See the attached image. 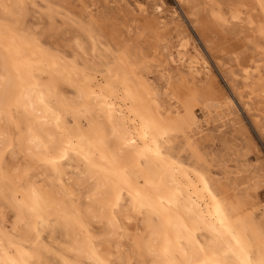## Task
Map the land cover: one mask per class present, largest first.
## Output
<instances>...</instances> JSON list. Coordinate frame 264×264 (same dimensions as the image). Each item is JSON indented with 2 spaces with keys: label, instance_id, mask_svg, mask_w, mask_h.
Wrapping results in <instances>:
<instances>
[{
  "label": "rangeland",
  "instance_id": "374dc122",
  "mask_svg": "<svg viewBox=\"0 0 264 264\" xmlns=\"http://www.w3.org/2000/svg\"><path fill=\"white\" fill-rule=\"evenodd\" d=\"M18 1L19 6H16L15 0H0V5L5 6L0 7V26L11 33L27 31L39 41V45L33 44L35 46L26 48V55H30L28 58L38 70L40 83H51L52 88L60 95L74 96L75 88L60 81L59 68L66 71L68 65L74 66L81 77L96 76L103 84L106 83L105 74L108 69L116 71L117 76L123 71L119 80L124 105L152 110L159 106L162 110L166 123L157 130V134L162 136L166 131L170 133L165 153L182 166L193 169L204 182L207 181L208 188L217 199H229L230 204H242L238 213L240 216L264 206V94L260 89V83L264 80V77L260 79V76H264V52L260 49L264 46L259 43L255 32L264 20V15L262 10H258L256 0H144L143 3L141 0ZM233 3L244 5L238 10L240 18L236 20L231 19L237 11L232 7ZM33 4L36 7H31ZM156 4L164 8V15L156 12ZM139 5L147 11H140ZM219 15L228 20V23H221ZM49 19L54 20L50 28L47 27ZM181 44H184L182 49ZM179 51L185 52L188 60L191 56L195 57V53H200L210 66V78L196 77L186 67L173 63L171 58L176 57ZM47 59L48 62L45 63ZM256 65L260 66L261 72L252 74L255 81L250 78L249 83H253L251 85L243 71L247 66ZM85 68L86 77L83 74ZM134 71L148 79L157 101L146 94L134 76ZM67 73L71 74V71L68 70ZM241 77L244 80L240 81ZM252 87H255L254 92ZM227 97L232 98L233 105L227 109L226 123L210 119V116L214 117L213 114L209 115L210 111L214 110L216 104H222ZM154 103L159 104L156 106ZM170 106L175 114L183 115L187 121L190 119L188 113L192 112H196L200 119L208 118L211 121L196 135L193 147L189 146L187 138L183 136L182 124H179V131L172 130L176 124L171 123L170 115L166 112ZM90 114L87 116V123L81 120L85 128L98 120L96 113ZM65 119L68 123L75 122L71 117ZM225 148L226 153L222 151ZM193 152L196 153L195 158ZM39 174L41 173L33 180L50 188L49 179ZM127 176L142 186H150L153 180V175L143 164L140 168L130 167ZM64 180L69 182L66 176ZM24 181L19 185L23 191L26 189ZM68 187L69 184L66 183L65 188ZM76 193L80 195L79 202L83 209L87 193L81 195L78 187ZM16 194L21 198L20 192ZM169 194L170 190H163L159 196L160 201L162 198L167 201ZM61 199L66 206L72 198ZM21 200L23 201L22 198ZM0 205V223L3 227L11 228L15 214L4 208L1 200ZM163 206L169 207L167 203ZM181 210L176 212L173 207L171 216L175 218V214H181ZM254 215L259 220L260 212L257 211ZM41 218L43 216L36 218L38 224L34 239L46 246L51 255L43 251L38 260V254H34V261H28L27 264H61L53 254L60 252L63 247H69L60 225L61 216L51 215L50 225L44 229ZM230 223L238 232L235 216ZM130 224L132 234L140 233L141 228L149 232L152 227L157 226L155 218L150 215ZM181 224L184 226L183 222ZM119 226L121 228L120 221ZM193 227L199 229L194 233L196 241L205 245L207 239L211 238L207 228L197 225H192L191 228ZM100 230L102 224L93 225L95 234H100ZM188 230L185 227L186 233ZM113 243L115 246L116 243ZM129 243V240H124L122 249L128 250ZM26 247L33 251L29 242ZM134 260L138 264V255L135 254ZM80 261L82 264H89L87 260ZM107 262L119 264L114 255L108 257Z\"/></svg>",
  "mask_w": 264,
  "mask_h": 264
},
{
  "label": "snow or ice",
  "instance_id": "6c2138e0",
  "mask_svg": "<svg viewBox=\"0 0 264 264\" xmlns=\"http://www.w3.org/2000/svg\"><path fill=\"white\" fill-rule=\"evenodd\" d=\"M232 7L237 11L231 19H239L238 10L244 5L233 3ZM258 10H264V0H259ZM219 20L221 23H228L224 17ZM52 24L54 20L49 19L47 27L50 28ZM255 32L259 43L264 46V20ZM33 44L39 45V41L27 31L17 34L0 30V200L4 201L9 211L17 212L19 219L24 214L23 208L18 207L19 202L15 196L7 195L8 185L15 183L19 186L34 172L43 173L50 180L57 197L75 198L77 193L70 190L73 186L64 180V176L66 162L70 164L71 159L78 158L82 167L75 170L79 174L75 187L80 189L81 195L87 193L88 203L82 207L88 215L100 219V213L107 216L115 212L122 207V194L127 192L133 198L137 213L144 215L147 210L155 218L160 233H163L170 222L173 207L179 212L184 206L180 193L170 188L167 201L162 198L160 205L154 206L150 197L141 196L140 186L136 185L134 190L127 179L130 167L140 168L143 164L150 174L160 178V186H164L167 183L165 178L170 179L171 175L180 170L175 161L171 162L170 167V158L164 154L170 139L169 132L154 136L149 143V133L160 129L166 123L162 110L159 106L156 110L142 108L132 121L138 127L131 135L139 136L144 141L146 146L143 148H140L135 139L129 138L127 117L122 127L113 126L110 135L105 133V123L110 122L113 116V104L102 103L101 98L92 97L93 104L89 108L99 110L98 120L89 123L85 128L80 123L86 115L80 111L85 100L83 91L76 96L60 95L52 88L51 83H40L38 70L26 56V48ZM260 50L264 52V47ZM84 76H87V68ZM27 104L31 105L32 116L39 117L50 113L47 119L41 121L43 138L32 133V120L27 112ZM63 117H71L75 122L68 123ZM172 130L179 131L178 122ZM222 151L226 153L227 148ZM193 156L196 157L195 152ZM21 164L25 165L22 176ZM66 183L69 184L68 188H65ZM160 186H155L156 191H160ZM205 186L207 187V181ZM209 195L215 202L219 224L235 241V247L229 243L230 255L228 252L217 254L211 247L200 246L194 235L199 229L193 227L187 231L186 236L181 237L183 245H177L186 257L184 260L177 261L174 258L172 242L166 241L157 248H148V254L153 257L151 264H264V206L240 216L238 213L243 207L242 204H230L227 199H217L210 190ZM165 203L169 207L165 208ZM30 211L35 213L36 206ZM257 211L260 212L259 220L254 215ZM233 216L239 229L235 235L237 230L229 223ZM160 233L154 235L158 237ZM153 243L158 244V239ZM253 245L259 248L255 258ZM185 249L191 251V256ZM80 254L86 255L89 264H101L94 253H84L81 249ZM240 256L244 258L241 260Z\"/></svg>",
  "mask_w": 264,
  "mask_h": 264
},
{
  "label": "bare ground",
  "instance_id": "6f19581e",
  "mask_svg": "<svg viewBox=\"0 0 264 264\" xmlns=\"http://www.w3.org/2000/svg\"><path fill=\"white\" fill-rule=\"evenodd\" d=\"M256 2L257 4H259V0H256ZM15 5L16 6L19 5L18 0H15ZM140 7L141 6L139 5V10H140ZM155 10L159 15H164L165 13L164 8L160 4H156ZM140 11L146 12L147 9L144 7H141ZM262 12L264 15V10H262ZM219 18H220V15H219ZM239 18H240V15H239ZM251 20L252 19H250V22ZM0 30L5 31L6 29H3L0 26ZM182 48H184V44H181L180 49ZM199 55L197 52L195 53V57L191 56L188 60L186 59L185 52L179 51L177 53V56L171 59L173 63L180 64L186 67L188 71H190V73H192L196 77L201 78L202 76H204L206 79L210 78V75H211V69L209 68L210 66L208 62L206 61V59L203 58L201 55L200 56ZM29 56L30 55H28V57ZM119 57L121 58V56ZM48 59L50 60V58ZM48 59L46 60L45 63L48 62ZM120 60L123 64H125L124 59L121 58ZM61 64L63 65V63ZM248 64L250 65L251 63H248ZM259 65H256L254 67L247 66L245 70L243 71V73L245 72L246 74V77L245 76L243 77L247 78L246 80L249 79L247 81L248 83L250 81V78L251 79L253 78L252 77L253 73H255L256 71L259 73L261 72L259 69L260 68ZM59 69H60V72L59 71L58 72H59L60 81L62 80V82L64 81L75 88L76 94L74 96L78 95L81 90L84 93L85 100H84L83 105L80 108V111L86 114L84 118L82 119L85 123H87V116L91 115L90 114L91 112L96 113V116L98 118L99 110L95 109L94 107L89 108V105L93 104V99H92L93 96L97 98H101L102 103L111 102L113 104V116H112L111 121L108 122V125L107 126L105 125V133L107 135H110L111 129L113 126L122 127L125 122V117H127L129 138L135 139L137 141V144L140 146V148H143L146 146L144 141H142L139 138V136L131 135V133L135 131L138 127V124H133L132 121L136 119V114L140 109L139 107H136L134 105L133 106L124 105L125 100L120 95L121 93H120V80H119V75L122 76V74H124L123 71H121L120 74L117 76L116 71H114L113 69H108L105 74L106 83L103 84V82L102 83L99 82V79L96 78V76L92 78L91 77L83 78V76L81 77L80 76L81 73L78 74L74 66L68 65L66 68V71H64V68L62 69L59 68ZM67 69L71 71V74L67 73L68 71ZM134 76L136 77L141 87L145 89L146 94L150 95L154 101H157L155 99L154 92L151 88V84L149 83L148 79L144 77L141 73L138 74L135 71H134ZM263 77L264 76H260V79H262ZM242 80L244 79L242 78L240 81ZM50 81H53V80H50ZM251 81H255V80L252 79ZM249 84H251V82ZM255 85L257 84L255 83ZM260 87H261L260 89L262 90L264 94V80H262V83H260ZM249 88H246V89H249ZM252 88H253L252 92H254L255 87H252ZM249 96L250 98H252L251 95ZM158 104L154 103V105L156 106ZM232 105H233L232 98H228V97L225 98L222 104H216L214 106L215 107L214 110L210 111L209 113V115L213 114L214 117L210 116L209 118L212 119L213 121H220L225 124L226 121L228 120L227 109H230ZM21 111L23 112L24 109L22 108ZM27 112L29 114V117L32 120V133L36 135L37 137L43 138V132L41 129V121L47 119L50 113H46L45 115L39 116V117L32 116L30 104H27ZM166 112L170 115L169 120L171 121V123L176 124V122H178L179 124L183 125L182 127L183 136L187 138L189 146H192V147H193V141L195 140L196 135L203 131L204 126H207L211 123V121L208 118L200 119L197 116L196 112L188 113V115L190 116V119L189 121H187V119L183 117V115L175 114L172 109V106H170ZM118 114H122V115H118ZM63 119L66 121L65 117H63ZM157 133H158L157 130L149 133V143H151V140L154 136H158ZM164 154L170 158L169 159L170 167L172 166L171 165L172 161H175L176 165L180 167V170L174 173L173 175H171L170 179L165 178L167 182L166 185L160 186V178L153 174H152L153 175L152 184L150 186L147 185V187L142 186L139 183H136L135 181L131 180L127 176V179L131 183V185H133L134 190H135V186L139 185L141 189V196L150 197L151 202L154 206L160 205L159 196L162 195L163 190L165 189L170 190L171 188V189H175L176 191L180 193L181 198L183 200V205H184L182 207L183 209L182 210L180 209L181 214H175L176 216L175 218L171 216L170 222L168 223L167 228L163 233H160V230L157 226L152 227L149 230V232L146 230L144 231V229L141 228L140 233H137V234L131 233L130 223L133 221L136 222L137 220L140 221L141 218H143L144 216H149V214L147 210H145L144 215L138 214L134 208L133 198L129 197L127 192H124L122 194V198H121L122 207L121 208L117 209L115 212H111L107 216H105L104 213H100V219H97L93 216L88 215L84 211V209L81 208V205L79 202L80 200L79 194H77L75 198H72L70 200L69 205L65 206L64 201H62L60 197H56V195L54 194L52 185L50 188H45V185L42 184V182H35L33 180L38 174L34 172L30 174L29 179H26L24 181V184L26 185L25 191L21 190L20 189L21 187L15 183L8 185L7 195L9 197L15 196L16 201L19 202L18 207L23 208L24 214L20 215V218L17 219L18 213L13 211L15 214L14 216L15 220H14V224L12 225V227L9 226L11 228H8L6 226L3 227L0 223V264H12L13 261H15V264H27L28 261H32L34 259V254H38L37 258L39 260L41 258L40 256L41 252L43 251L47 254L50 253L51 255V251L46 246L41 244L37 239H34L35 238L34 233H35V230L38 224V220L36 219L37 216H43L40 222H41L42 228L44 229V228L49 227L50 225L49 217L51 215L61 216V218H59L60 225L63 227L64 236L69 244L68 248L63 247L61 248L62 250L60 252L53 253L54 256L59 259L61 264H66V262L67 264H77V262L78 264H82L80 259L87 260V257L86 255L80 254L81 249L83 250L84 253H94L95 257L99 259L101 264H108L107 258L112 255L116 257V260L118 261L119 264H122V263L135 264V260H134L135 254L138 255L139 257L138 264H151L153 257L148 254V248L149 247L157 248L159 245H163L166 241L172 242V246H173L174 253H175L174 258L177 261H182L186 257L183 255L182 252H180V249L179 247H177V245H180V246L183 245L184 241L183 239H181V237L187 235L185 231V227L191 229L192 225L205 226L209 234L211 235V238L207 239V241L205 242L206 244L205 245L199 244L200 246L211 247L217 251V254L228 252L230 255L229 243L231 242L232 246L235 247V241L231 239V236L224 230V227H222L219 224L220 218L215 213V202L212 200V196L209 195L210 189L208 188V186L207 187L205 186L204 180H202V178L196 172H194L193 169H189V168H186L185 166H182L178 161L173 160L172 157L168 153H164ZM21 159H24V158L21 157ZM27 162L28 161H26V163ZM20 167H21L20 175L22 176L25 165L21 164ZM81 167L82 165L79 162L78 158L71 159L70 164L66 162L65 176L68 178L69 182L73 186L71 191L76 192V187H75L76 177H78L79 174L75 170ZM143 172L141 173L143 174ZM39 175L45 177L43 173ZM155 186H160V191H156ZM17 192L21 193V198L23 199V201L21 200V198L17 197V194H16ZM1 201L4 203L3 200ZM85 202L86 204L88 203L87 194L85 197ZM34 205L37 208V211L35 213L30 211V209L33 208ZM3 207L7 208L5 203ZM119 221L121 223V228L119 226ZM182 222L184 223V226H182L181 224ZM98 223L102 224V230H100L101 233L97 235L93 232V225L98 224ZM231 227L234 228L232 224H231ZM53 229L54 228H51V230ZM137 230H139V228H137ZM155 233H160V234L157 237L154 235ZM217 233H220V235H217ZM236 234H238V232H236ZM23 238H27V239H23ZM157 239H158V244L153 243V241ZM124 240L130 241L128 250L122 249L124 246ZM27 242L30 243L33 251H31L30 249L26 247ZM113 242L116 243L115 246L113 245L114 244ZM252 250H253V258H255V256L259 253V248L253 245ZM184 251H187L188 255L191 256L190 250L185 249ZM231 258L234 260L237 259V257H231ZM243 258H244L243 256L239 257V259L241 260Z\"/></svg>",
  "mask_w": 264,
  "mask_h": 264
}]
</instances>
